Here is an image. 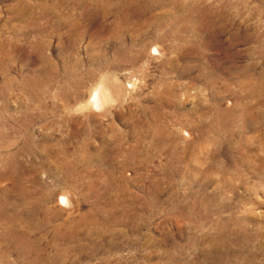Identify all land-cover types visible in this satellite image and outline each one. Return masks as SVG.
<instances>
[{"label":"rangeland","instance_id":"1","mask_svg":"<svg viewBox=\"0 0 264 264\" xmlns=\"http://www.w3.org/2000/svg\"><path fill=\"white\" fill-rule=\"evenodd\" d=\"M219 257L264 264V0H0V264Z\"/></svg>","mask_w":264,"mask_h":264},{"label":"bare ground","instance_id":"2","mask_svg":"<svg viewBox=\"0 0 264 264\" xmlns=\"http://www.w3.org/2000/svg\"><path fill=\"white\" fill-rule=\"evenodd\" d=\"M101 82V81H100ZM132 82V81H131ZM105 83V82H104ZM104 83H102L103 85H105ZM98 85V84H97ZM107 85V84H106ZM100 86V85H99ZM101 87H103L102 85H101ZM101 87H97V88H95V90H92V91H94L93 92V96H92V98L88 101V103L87 104H89V105H91L92 107L91 108H93V107H95V108H97L98 109V107H101L108 99H110L109 98V95L106 93V92H104L103 93V91L101 90ZM105 87V86H104ZM107 87V86H106ZM105 87V88H106ZM118 88V87H117ZM109 90H110V88H109ZM120 91V90H119ZM109 92H112V91H109ZM108 92V93H109ZM92 93V92H91ZM115 93V92H114ZM120 93H121V91H120ZM90 94V93H89ZM92 95V94H91ZM116 95V94H115ZM117 95L118 96H120L119 95V93H118V91H117ZM112 96V95H111ZM114 97V96H113ZM117 98V97H116ZM110 101V100H109ZM108 101V102H109ZM86 104V105H87ZM104 106V105H103ZM87 108H88V106H86ZM90 107V106H89ZM96 109V111H98ZM102 109V108H101ZM83 110H84V107H83ZM95 110V109H94ZM68 198V197H67ZM67 198H65L64 197V195L63 196H61L60 197V202H61V204H63V205H66L67 204ZM67 199V200H66ZM70 204V203H69ZM219 260V264H221V263H223V264H228L227 262H224L223 260H220V259H222L221 257H219L218 258Z\"/></svg>","mask_w":264,"mask_h":264}]
</instances>
